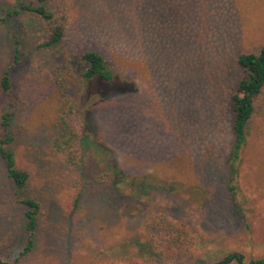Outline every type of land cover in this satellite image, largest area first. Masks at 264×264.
<instances>
[{
    "label": "rangeland",
    "instance_id": "rangeland-1",
    "mask_svg": "<svg viewBox=\"0 0 264 264\" xmlns=\"http://www.w3.org/2000/svg\"><path fill=\"white\" fill-rule=\"evenodd\" d=\"M73 8L64 39L46 49L38 45L47 26L0 0V80L11 66L0 121L12 111L10 148L29 174L17 191L0 158V260L13 263L30 239L16 264L264 257V113L247 124L234 165L231 156L236 58L264 45V0H73ZM90 50L113 84L83 79L79 56ZM39 65L64 67L67 90L33 80ZM24 197L40 205L31 233ZM156 212L191 230L193 253L164 251L165 233L147 224Z\"/></svg>",
    "mask_w": 264,
    "mask_h": 264
},
{
    "label": "trees",
    "instance_id": "trees-1",
    "mask_svg": "<svg viewBox=\"0 0 264 264\" xmlns=\"http://www.w3.org/2000/svg\"><path fill=\"white\" fill-rule=\"evenodd\" d=\"M19 10L27 13L47 26V35L39 48L50 49L52 46L64 39L67 26L71 24L75 18L73 8V0H16ZM3 19L0 17V22ZM79 64L83 79L88 82L94 78H98L106 84H113L115 75L105 58L96 51H86L79 56ZM237 67L242 71L236 90L232 95V111H233V133L235 136L233 149L231 151L232 165L238 159L242 144L245 141L246 126L252 121L257 113H264V45L257 52H242L236 58ZM67 67V66H66ZM4 72L1 77V86L4 90H9L10 72L9 69ZM64 68V67H61ZM61 68L54 69L51 66L31 67V76L33 80L41 85L48 84V87L64 93L69 85H62L64 73L59 72ZM62 70V69H61ZM68 72H65V74ZM62 76V79L60 78ZM51 82V83H50ZM54 85V86H51ZM12 111L7 110L2 113L0 125L2 126L4 136L0 139V158L5 164L7 176L13 181L17 191H22L28 181L29 174L26 170L17 166L14 151L10 148V144L14 140L11 128ZM79 193L74 203L79 201ZM27 206L25 212L26 228L33 232L36 226L37 213L39 212V203L31 198L24 197L20 200ZM147 224L161 232L165 233L163 240V248L169 255L182 258L193 253L197 240L191 230L183 224L168 218L163 212H156L149 216ZM32 246L30 239L24 249L19 252L16 260L11 264H16ZM235 260L237 264H264V257L243 260L240 253H230L225 257L224 263ZM0 264L4 263L0 260ZM213 264H219L218 262Z\"/></svg>",
    "mask_w": 264,
    "mask_h": 264
}]
</instances>
